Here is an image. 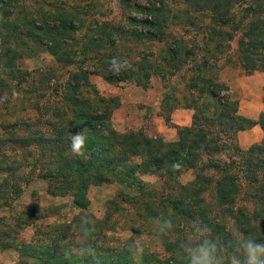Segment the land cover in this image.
I'll return each mask as SVG.
<instances>
[{"label":"trees","instance_id":"16d2710c","mask_svg":"<svg viewBox=\"0 0 264 264\" xmlns=\"http://www.w3.org/2000/svg\"><path fill=\"white\" fill-rule=\"evenodd\" d=\"M16 1L0 0V75L4 72L15 79L22 74L16 60L30 51L29 43L46 47L49 43L60 59L64 36L74 30L58 16L53 26L43 17L39 27L27 17L20 19ZM186 1L211 22L197 35L206 55L198 71L234 65L246 76L264 72V0ZM229 31L240 36L234 41ZM183 42L173 41L174 60L181 64ZM230 42L236 43L234 54ZM184 53L194 55L192 49ZM0 87L8 89L1 77ZM188 89L192 96L185 108L193 111L192 123L174 126L177 140L171 143L141 133L115 132L110 125L113 102L93 91L84 72L72 76L63 89V111L57 109L50 119L42 116L49 133L34 130L20 118L1 125L0 250L13 248L11 237L21 230L20 225L15 229L6 223L3 210L12 209L23 186L34 178L47 183L52 197L70 195L73 207L81 212L89 207L90 188L103 185L122 187L115 198L126 205L111 203L103 222L83 218L82 226L74 216L55 225L44 233L49 243L39 249L17 247L21 258L36 264H96L97 259L100 264H187L180 246L195 241L199 225L212 229L211 235L225 245V256L233 251L231 243L240 233L264 242V113L257 120L241 116L228 85L210 77L192 78ZM255 126L263 133L261 142L241 147L238 134ZM78 132H85L87 138L84 155L79 157L71 151V137ZM6 150L20 151V161ZM188 170L194 171L195 178L183 185L178 178ZM143 175L157 181L146 184L140 179ZM118 226L129 237L116 243L108 233L118 232ZM144 234L148 240L142 239ZM84 248H94L95 256L86 255Z\"/></svg>","mask_w":264,"mask_h":264},{"label":"rangeland","instance_id":"374dc122","mask_svg":"<svg viewBox=\"0 0 264 264\" xmlns=\"http://www.w3.org/2000/svg\"><path fill=\"white\" fill-rule=\"evenodd\" d=\"M16 3L20 19L27 17L39 27V19L43 17L53 26V18L58 16L74 30L64 36L65 43L58 54L62 55L60 59L53 55L49 43L46 47L31 42L30 51L16 60L22 78L15 74L18 77L15 79L4 72L0 75L8 84V89L0 87V126L20 118L30 122L34 130L49 133L50 129L42 125V116L50 119L57 109L58 113L63 111V89L72 76L81 72L86 73L93 91L113 102L110 125L115 132L141 133L169 143L177 140V131L165 120H171L174 112L189 105L190 80L198 75L228 85L232 97L239 102V113L243 117H255L259 106L264 104V78L259 75L254 74L250 82L241 85L246 75L234 65L225 70L219 65L198 71L206 55L201 36L197 35L211 22L195 13L186 0H17ZM229 32L235 35L234 41L240 36V32ZM174 40L184 41L183 64L174 60ZM235 44L228 43L231 54L236 50ZM190 49L194 51L193 56L184 53ZM113 57L127 59L131 68L113 73L109 64ZM256 131L238 134L239 145L248 148L260 143L263 134ZM6 154L19 161L22 157L18 150H6ZM194 178V171L188 170L178 181L186 185ZM34 179L23 186L20 197L12 202V209L3 210L6 223L15 229L20 225L21 230L11 237L13 248L0 250V264L21 261L36 264L31 259L21 258L17 247L27 245L39 249L49 243L46 236L43 238L44 233L59 223L68 222L74 216L82 221V226L86 222L83 218L92 223L103 222L111 203L126 206L115 198L122 187L103 185L90 188L89 207L81 212L73 207L70 195L52 197L48 194L47 183ZM140 179L146 184L157 181L152 175H143ZM144 235L142 239L148 240ZM128 237L127 231L119 226L118 232L108 233V238L116 243ZM109 243L112 245L111 241Z\"/></svg>","mask_w":264,"mask_h":264},{"label":"clouds","instance_id":"9594fccd","mask_svg":"<svg viewBox=\"0 0 264 264\" xmlns=\"http://www.w3.org/2000/svg\"><path fill=\"white\" fill-rule=\"evenodd\" d=\"M109 64L110 70L117 74L131 68L127 59L121 60L118 57H113ZM86 139L85 132H78L71 137V151L74 155L78 157L84 155ZM168 224L171 226V221H168ZM193 224L198 225V222L194 220ZM236 231L239 232L238 229ZM211 232L212 229L207 225H199L195 229V241H185L180 246L187 264H264V242L240 233L231 243L233 251L225 256L222 252L225 245L215 239ZM82 251L86 255L95 256L94 248H84ZM96 264H100L99 259L96 260Z\"/></svg>","mask_w":264,"mask_h":264},{"label":"crops","instance_id":"0c3cea01","mask_svg":"<svg viewBox=\"0 0 264 264\" xmlns=\"http://www.w3.org/2000/svg\"><path fill=\"white\" fill-rule=\"evenodd\" d=\"M255 75H259L261 78H264V72L263 73H256ZM252 76H248V77L244 76V78L241 81V85L243 83H245V82H250L254 78ZM261 113H264V104L263 103L259 106V112L256 113L257 116L255 115V117H258ZM192 117H193V111L192 110L183 109V110H179V111L174 112L173 115L171 116V120L170 121H171V124H173V127L174 126H177V127H189L191 125V123H192ZM255 117L251 116V117H246V118L257 120L258 118H255ZM254 130L255 131L256 130H260V128L258 126H255L253 129L248 130V131L251 132V131H254ZM256 132H258V131H256ZM241 133L245 134V133H247V131L241 132ZM241 133H239V134H241Z\"/></svg>","mask_w":264,"mask_h":264}]
</instances>
